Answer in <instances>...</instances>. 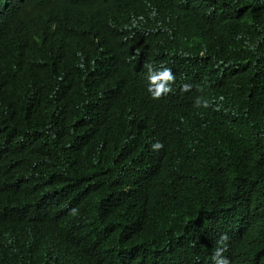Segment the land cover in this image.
I'll return each instance as SVG.
<instances>
[{
	"label": "trees",
	"instance_id": "1",
	"mask_svg": "<svg viewBox=\"0 0 264 264\" xmlns=\"http://www.w3.org/2000/svg\"><path fill=\"white\" fill-rule=\"evenodd\" d=\"M217 248L264 264V0H0V264Z\"/></svg>",
	"mask_w": 264,
	"mask_h": 264
},
{
	"label": "clouds",
	"instance_id": "2",
	"mask_svg": "<svg viewBox=\"0 0 264 264\" xmlns=\"http://www.w3.org/2000/svg\"><path fill=\"white\" fill-rule=\"evenodd\" d=\"M169 78L170 77H169V74L167 72L165 73V75L163 77H161V79H164V80H167ZM153 83H155V79H153ZM187 87L188 86H185V89H187ZM149 92L153 93V90L151 88H149ZM167 92H169L168 89L161 87L153 93V98L154 99L159 98L162 94H165ZM152 148H153V150H159V149L163 148V145L161 143L157 142V143L152 145ZM226 240H227L226 235L221 236L220 242H223ZM222 251H223V249H220V248H217L214 250V255H213L214 264H227V261L224 259L221 261H217V257L221 255Z\"/></svg>",
	"mask_w": 264,
	"mask_h": 264
}]
</instances>
